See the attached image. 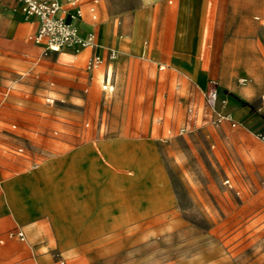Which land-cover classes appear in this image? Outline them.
<instances>
[{
  "label": "rangeland",
  "instance_id": "rangeland-1",
  "mask_svg": "<svg viewBox=\"0 0 264 264\" xmlns=\"http://www.w3.org/2000/svg\"><path fill=\"white\" fill-rule=\"evenodd\" d=\"M119 1L94 17L92 0H62L94 45L54 51L0 0V245L32 247L25 226L41 222L42 264H264V0H206L195 55L163 41L178 0H154L137 27ZM9 189L39 214L18 219Z\"/></svg>",
  "mask_w": 264,
  "mask_h": 264
},
{
  "label": "crops",
  "instance_id": "crops-1",
  "mask_svg": "<svg viewBox=\"0 0 264 264\" xmlns=\"http://www.w3.org/2000/svg\"><path fill=\"white\" fill-rule=\"evenodd\" d=\"M153 1L154 0H120L119 9L123 11V16L125 17L127 16V14L125 13L126 10L135 9L136 17L134 19V27H137L139 25V22L141 21L140 17L145 7L153 5ZM163 1L164 0H162V5L166 7L167 11H170L169 6ZM171 1L172 0H170V2ZM97 4L98 0L97 2H95V0H92L91 6L95 5V11H97ZM209 6L210 4H207L206 0H178L173 23L170 24L172 19H170L169 17H165L164 19H162V24L164 28L163 41L167 45V47L170 48V50L185 55H195L202 52L203 48L205 47V41L202 36L204 33H207L208 27H205V29L202 31L201 23L205 9L209 8ZM17 15L24 17L22 11L19 12ZM77 22L81 29H87V24L84 22L83 15ZM37 25L39 26L38 20ZM184 28L189 29V31H187L188 35L186 38H184L183 34ZM101 49L102 46L98 44L96 46V51L100 52ZM145 52H147L146 47L143 50V53ZM208 75L209 73L205 70L197 68L194 70L193 73V77L201 81H205ZM249 87V85L238 87V90L242 92L248 89ZM234 112L236 116H240L242 114V111L237 108L234 109ZM9 190L10 191H8V199L10 201V209L18 219L34 217L39 214L37 210L32 213L23 212L20 208L22 204V199L19 200L16 191H13L11 189ZM5 209V198L2 197L0 198V216L1 218L7 220L10 219V217L7 213H5ZM5 224V222L2 223V227ZM25 228L30 239L35 242V244L30 248L26 247L24 244H9V246L0 245V264H42L47 261L46 254H44V249L47 244L44 242L43 239L48 237V232L46 229H44V224L41 222L30 223L26 225ZM17 231L18 230L10 231L9 237L11 236V232ZM15 236L22 241L27 240L26 234L25 239H21L17 234H15ZM16 257H19V259L14 260V258Z\"/></svg>",
  "mask_w": 264,
  "mask_h": 264
},
{
  "label": "built area",
  "instance_id": "built-area-1",
  "mask_svg": "<svg viewBox=\"0 0 264 264\" xmlns=\"http://www.w3.org/2000/svg\"><path fill=\"white\" fill-rule=\"evenodd\" d=\"M23 3L27 11L36 17L39 21L37 31L33 34V40L50 50H60L62 48L74 47L79 50L82 47L93 46L94 36L80 37L78 34V27L74 24H69L64 21L62 16L63 3L62 0H19ZM80 0H68L71 6H78ZM97 2V0H95ZM93 16H96L95 5L90 7ZM81 14V10L78 12ZM112 56L116 54L113 52ZM101 58L98 55H91L87 59V67L91 68L100 63ZM246 78H242L241 82H245ZM218 89L211 88L206 92V102L211 107L217 102ZM17 234L21 239H25V234L22 230L11 232L10 235Z\"/></svg>",
  "mask_w": 264,
  "mask_h": 264
},
{
  "label": "bare ground",
  "instance_id": "bare-ground-1",
  "mask_svg": "<svg viewBox=\"0 0 264 264\" xmlns=\"http://www.w3.org/2000/svg\"><path fill=\"white\" fill-rule=\"evenodd\" d=\"M21 4H23V3L21 2ZM21 10H22V13H23L25 18L30 17V13L27 11V9L25 8L24 5H22ZM78 12H79V10L77 8H74V7L64 10L62 12V16L64 18V21L66 23H69V24H74L76 27L80 28L77 21L82 17L83 14L82 13L79 14Z\"/></svg>",
  "mask_w": 264,
  "mask_h": 264
}]
</instances>
